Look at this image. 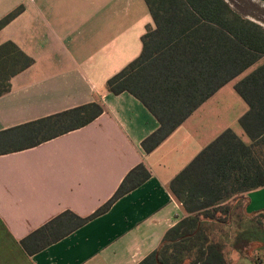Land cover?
Returning <instances> with one entry per match:
<instances>
[{
    "label": "crops",
    "instance_id": "crops-1",
    "mask_svg": "<svg viewBox=\"0 0 264 264\" xmlns=\"http://www.w3.org/2000/svg\"><path fill=\"white\" fill-rule=\"evenodd\" d=\"M16 8L21 12L0 29V44L12 41L33 62L0 96V131L93 101L102 113L0 155V264H138L185 215L171 180L226 128L240 137L233 125L248 106L234 85L260 64L218 88L146 153L141 141L157 128L156 118L132 94L105 89L154 27L146 2L0 0V19ZM138 163L149 177L105 212L32 254L24 250L20 241L63 211L91 215ZM240 206L248 215L264 211V187L243 193Z\"/></svg>",
    "mask_w": 264,
    "mask_h": 264
},
{
    "label": "trees",
    "instance_id": "trees-1",
    "mask_svg": "<svg viewBox=\"0 0 264 264\" xmlns=\"http://www.w3.org/2000/svg\"><path fill=\"white\" fill-rule=\"evenodd\" d=\"M144 1L154 27L148 26L141 36L140 54L107 79L105 89L132 94L156 118L157 128L141 141L148 153L206 98L264 55V28L225 0ZM20 12L16 8L1 18L0 29ZM32 62L12 41L0 44V96L9 91L12 76ZM234 89L248 106L238 119L248 142L226 128L171 180L170 190L185 215L138 264H227L226 246L242 254L250 242L264 240L262 222L243 209L236 211L243 193L264 187V63ZM101 113V104L93 101L1 130L0 155L81 128ZM149 175L138 163L91 215L63 211L23 238L22 247L28 254L40 250L105 212Z\"/></svg>",
    "mask_w": 264,
    "mask_h": 264
},
{
    "label": "rangeland",
    "instance_id": "rangeland-1",
    "mask_svg": "<svg viewBox=\"0 0 264 264\" xmlns=\"http://www.w3.org/2000/svg\"><path fill=\"white\" fill-rule=\"evenodd\" d=\"M228 5L235 10L239 15L259 24L264 28V2L261 0H225ZM264 62V55L262 58L252 67L247 68L241 73L237 79L242 76H245L248 72H250L254 67ZM234 130L237 134H240L241 139L244 142H248L247 137L243 132H241V128L239 124H234ZM237 212L240 211L238 208ZM253 216L254 220H258L262 222V227L264 228V213L260 214L259 217L256 218V215ZM246 220L242 219V227ZM243 246V245H242ZM225 257L227 260V264H264V240H255L250 242L246 247H243L242 254H239L229 246L225 247Z\"/></svg>",
    "mask_w": 264,
    "mask_h": 264
},
{
    "label": "water",
    "instance_id": "water-1",
    "mask_svg": "<svg viewBox=\"0 0 264 264\" xmlns=\"http://www.w3.org/2000/svg\"><path fill=\"white\" fill-rule=\"evenodd\" d=\"M261 1H263V2H264V0H261Z\"/></svg>",
    "mask_w": 264,
    "mask_h": 264
}]
</instances>
